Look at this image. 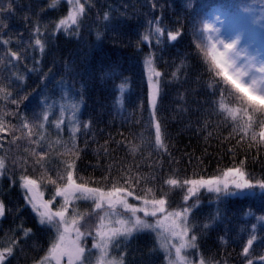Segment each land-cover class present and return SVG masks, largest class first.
<instances>
[{"label": "trees", "instance_id": "obj_1", "mask_svg": "<svg viewBox=\"0 0 264 264\" xmlns=\"http://www.w3.org/2000/svg\"><path fill=\"white\" fill-rule=\"evenodd\" d=\"M51 3L52 0H16L14 15L5 21L7 28L0 27V58H4L0 78H4L11 99L27 97L19 107L9 100H0V108L18 112L32 124L33 113L42 111L40 105L45 98L49 105L55 102L43 131L46 142L42 143H52L51 151L43 158L47 161L44 169L34 168L25 151H40V145L29 144L22 137L16 145L10 146L11 134L0 133L3 145L0 155L8 150V171L0 176V200L6 205L5 217L0 218V249L7 247L11 240L18 241L13 256L6 257L5 264L7 260H11V264H37L50 247L53 233L39 224L36 213L26 204L25 191L18 182L20 166L13 164L12 157L27 159L28 174L33 178H37L40 171H47L53 178L57 171H62L63 160L70 157L63 155L64 149L54 142L69 140L72 110L65 108L58 133L55 122L60 117L61 104L67 105L70 101L80 104L76 114L81 122L76 138L81 150L77 168L79 176L92 181L89 187H103L120 175L121 167L124 170L131 167L133 172L138 170L141 174L156 176L146 185L141 181L135 191L139 194L141 188L147 186L159 196L161 187L168 190L167 185L161 184L162 178H177L176 172L182 177L197 173L207 178L245 159V171L251 177H264V144L253 141L249 146L247 137L237 144L239 133L230 136L231 121L223 123L224 117L215 113L219 111L221 97L230 107L235 105L221 92L214 94L215 88L209 87L210 73L195 46V33L199 30L197 18L214 12L239 11L238 0H195L191 10L186 6L187 0H88L79 28L73 26L68 32L57 31L55 27L70 11L68 0H59L55 7H51ZM105 13L108 21L103 18ZM157 22L163 29L159 37L153 31ZM112 26H118V31H113ZM177 30L182 35L177 41H171L170 34ZM97 32L101 33L99 39ZM146 32L150 37L143 41ZM259 37L257 45L264 47V35ZM36 38L45 42L43 55L35 46ZM3 40H9V44L5 46ZM10 52H20L22 61L6 58L5 53ZM150 54L162 73L156 116L161 121L167 153L151 143L154 127L149 123V87L143 71V60ZM125 78L129 89L124 93L121 107L117 102L118 86ZM61 82L68 90V96L63 99ZM39 93L43 95L38 97ZM89 120L92 126L85 134L82 125ZM7 122L19 123L15 115L7 117ZM255 130L259 132L258 127ZM40 131L33 127L31 139L38 140ZM130 144L137 146L135 154L129 151ZM233 147L235 161L227 151ZM110 165V179L104 181L103 177L109 176L106 169ZM12 179L17 183L13 184ZM52 190L53 186L47 181L40 183L44 199L50 198ZM198 195L199 206L192 209L190 216L196 228L198 247L189 248V258L197 263L203 257L206 264L208 260L213 264H247L248 259L260 264L264 257L261 243L264 221L258 222L257 217L264 215V192L257 187L250 195L223 198L219 202V218L216 217L215 194L202 189ZM195 200L193 197L188 203L193 204ZM172 201H175L174 207L181 203L179 191L171 194L169 203ZM74 206L82 214L94 211L90 201H77ZM253 225L256 239L246 257L243 247ZM22 229L32 231L26 237ZM121 249H124L123 244L113 246L110 256L118 258ZM125 250L128 252L125 264L133 259L136 264H167L166 253L159 247L155 233L134 236Z\"/></svg>", "mask_w": 264, "mask_h": 264}, {"label": "snow or ice", "instance_id": "obj_2", "mask_svg": "<svg viewBox=\"0 0 264 264\" xmlns=\"http://www.w3.org/2000/svg\"><path fill=\"white\" fill-rule=\"evenodd\" d=\"M86 2L81 0H68L70 11L68 15L61 19L56 24V30L63 29L68 32L70 28L75 26L77 29L80 26L82 18L86 13ZM59 0H52L51 7H55ZM16 0H0V27L7 28L5 21L14 15V5ZM104 20L108 21L109 16L104 14ZM113 31H118V26H112ZM157 37L163 34V29L157 22L153 29ZM40 29L36 28V35L39 36ZM101 33L97 32L99 39ZM182 33L177 30L176 33L170 34L171 41H177ZM150 33L146 32L143 36V41H148ZM159 43V40L157 41ZM2 43L6 46L9 40H3ZM31 46V45H30ZM35 46L39 48L41 55L45 51V42L40 38L35 39ZM230 47V45H229ZM6 58H14L15 62L22 61L20 52L5 53ZM34 59V57H33ZM4 63V58H0V64ZM143 71L147 76L149 87V123L154 127V140L151 142L153 146L161 151L168 152V146L163 141V132L161 121L157 119V100L160 94V80L162 73L156 68L154 58L150 54L143 60ZM175 75V74H173ZM155 78V79H154ZM23 79V77H20ZM120 96L118 104L123 106L124 93L128 91L129 84L127 78L125 82L119 86ZM62 99L68 96V90L64 83L61 82ZM219 89L214 90V94H218ZM43 95L39 93L38 97ZM27 99L26 96L19 100L11 99V93L7 92L4 78H0V100H9L10 103L17 105ZM42 111L33 113V123L28 122L26 116L20 113H12L0 108V133H10L11 140L9 145H16L17 141L23 139L29 144H37L41 146L40 151L25 149L29 159H32L34 168L44 169L45 161L43 158L51 151L52 143L46 142V136L43 134L44 126L49 123L48 114L55 107V102L52 105L48 104L47 98L40 105ZM71 108L72 120L70 129V138L66 142L56 140L54 143L60 144L64 149L63 155L70 159L63 160L62 171H57L56 177L48 175L47 171H40L37 178H33L28 174V160L20 159L18 156H13V164H19L21 174L19 176V186L25 191V202L30 205L31 209L36 213L40 225L45 226L49 232L53 233L50 247L44 257L37 261V264H62L66 258V264H125V257L128 252L125 250L134 236L141 233H155L159 241V247L162 248L167 257V264H193V261L182 255L186 248L197 249V235L195 234V225L191 222L190 216L192 209L199 206V193L206 190L208 193L215 194L217 200L216 217L219 218L221 210L219 202L223 198L232 196H246L254 192L258 187L264 192V177H251L246 171V159L240 160L238 163H233L231 167H225L218 170V174H213L207 178L203 175L193 173L192 177L180 176L179 172L174 173L177 178H162L161 184L167 185L168 190L163 187L157 191L150 187L141 188L139 194L135 188L143 181L145 185L155 180V174L144 175L138 172H133L131 167L124 170L120 168V175L111 180L110 183H105L103 187H89L92 183L90 179H85L78 175L77 162L80 160V149L77 147V134L81 131V122L77 119L76 114L80 110V104L69 102L67 105H60V117L55 122L57 132L61 130L63 124L65 108ZM215 111V109H214ZM217 116H223V123L231 121V133H239V139L243 140L247 137L246 143L251 146L253 141L258 144H264V111L249 110L244 107H230L224 102L223 97L219 101V111L215 113ZM15 115L18 124L13 125L7 122V117ZM207 125V120H205ZM85 134L92 126V121L83 123ZM33 127L40 129L39 139L32 140ZM259 128V132L255 128ZM19 133V135H18ZM211 135V133H209ZM259 137V140L257 139ZM2 139V138H0ZM143 140V138H142ZM17 147H19L17 145ZM3 145L0 144V150ZM107 153V146H104ZM259 150V149H258ZM8 150H4L5 154L0 155V176H3L8 168L6 161L8 160ZM129 151L135 154L137 151L136 145H129ZM235 161V147L227 149ZM170 155V153H169ZM111 165L106 171L109 176L103 177L104 181H109L111 176ZM77 180L80 182L78 183ZM255 180V183L253 182ZM47 181L48 185L53 186L49 199H44V193L40 191V183ZM13 184L17 181L12 179ZM247 190V191H245ZM179 191L181 194V203L173 206L175 201L169 203L170 196L173 192ZM193 197L196 200L193 204L188 201ZM57 198H60V203L56 205ZM130 198L139 203L130 202ZM90 201L94 206V211L91 214H82L74 206L75 201ZM264 202V197H262ZM71 208V215L69 210ZM6 214V205L3 200H0V218H4ZM251 215V213H249ZM257 221H264V215L257 217ZM207 228L208 225H204ZM24 236H29L31 229H22ZM243 231V229H241ZM93 238L92 248L98 250L99 256L93 259V253L87 248V238ZM255 235V225L253 231L247 239L246 245L243 247V253L248 256ZM264 244V240L261 241ZM18 241L11 240L7 247L0 249V264H5V258L13 256V249L17 246ZM119 244L124 245L121 249V255L110 257L109 250L113 246ZM7 264H11V260H7ZM129 264H136L135 260H129ZM199 264H206L201 257ZM207 264H213L212 260H208ZM247 264H253L251 259L247 260ZM260 264H264V257L261 258Z\"/></svg>", "mask_w": 264, "mask_h": 264}, {"label": "clouds", "instance_id": "obj_3", "mask_svg": "<svg viewBox=\"0 0 264 264\" xmlns=\"http://www.w3.org/2000/svg\"><path fill=\"white\" fill-rule=\"evenodd\" d=\"M186 6L191 10L195 0H187ZM238 8L252 27L264 31V0H238ZM197 20L195 46L210 73L209 87L235 106L264 111V47L245 42L243 31L224 35L215 12Z\"/></svg>", "mask_w": 264, "mask_h": 264}, {"label": "rangeland", "instance_id": "obj_4", "mask_svg": "<svg viewBox=\"0 0 264 264\" xmlns=\"http://www.w3.org/2000/svg\"><path fill=\"white\" fill-rule=\"evenodd\" d=\"M216 16H217L216 23L218 27H220L223 30L224 35L231 36L236 31H243L245 33V42L253 41L256 44L260 43L259 36L264 35V31H260L252 27L247 17L243 16L240 11H234L231 13H228V12L223 13L221 11ZM80 201H83V200H80ZM130 202L139 203L138 201H135L132 198H130ZM59 203H60V198H57L56 205H54V207L58 206ZM86 244H87V248L90 249L92 253L94 254L93 259H95L96 256H99L98 250L92 248V244H93L92 237L87 238ZM188 251H189V248L184 249L182 252V255H185L187 259L191 260L188 256ZM109 256H110V250H109ZM62 264H66V258L62 261ZM193 264H199V262L197 263L193 262Z\"/></svg>", "mask_w": 264, "mask_h": 264}]
</instances>
